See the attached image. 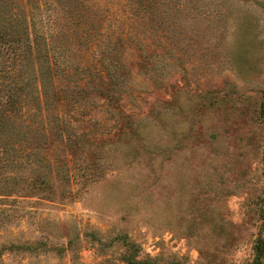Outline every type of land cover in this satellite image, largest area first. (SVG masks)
<instances>
[{"label": "rangeland", "instance_id": "374dc122", "mask_svg": "<svg viewBox=\"0 0 264 264\" xmlns=\"http://www.w3.org/2000/svg\"><path fill=\"white\" fill-rule=\"evenodd\" d=\"M0 29V264H254L264 0H0Z\"/></svg>", "mask_w": 264, "mask_h": 264}, {"label": "trees", "instance_id": "16d2710c", "mask_svg": "<svg viewBox=\"0 0 264 264\" xmlns=\"http://www.w3.org/2000/svg\"><path fill=\"white\" fill-rule=\"evenodd\" d=\"M1 38L5 39V36H3V32H1V29H0V39ZM11 41H13V40H11ZM11 41L9 42V40H8L9 43H7V41L6 42L0 41L1 48H6L7 45H9V46L11 45V48H12L13 45H12ZM7 49H8V47H7ZM1 65H4V64L1 63ZM7 67H8V70H10L14 66L13 65H7ZM3 70H4V68L2 69L0 67V84L2 82H6V80L8 79L7 76H9V74H7V72H5ZM22 88H23V86H19L17 89L20 92L22 90ZM17 96L18 95L15 93V91L13 89L9 94H7V96L0 94V102L5 103L8 108H12L13 104L18 100ZM2 98H4V99H2ZM261 114L264 118V91H263V102H262V106H261ZM12 123H13V120H10L9 115L3 109H0V133L1 132L2 133L8 132V130H10V127L12 126ZM254 251H255L254 264H264V235L257 237V239L255 240Z\"/></svg>", "mask_w": 264, "mask_h": 264}]
</instances>
